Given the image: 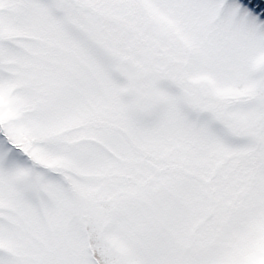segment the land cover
<instances>
[{"label":"snow or ice","instance_id":"1","mask_svg":"<svg viewBox=\"0 0 264 264\" xmlns=\"http://www.w3.org/2000/svg\"><path fill=\"white\" fill-rule=\"evenodd\" d=\"M0 264H264V0H0Z\"/></svg>","mask_w":264,"mask_h":264}]
</instances>
